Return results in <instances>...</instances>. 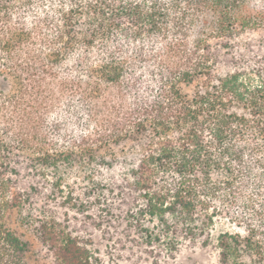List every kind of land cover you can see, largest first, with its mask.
<instances>
[{"label": "trees", "instance_id": "trees-1", "mask_svg": "<svg viewBox=\"0 0 264 264\" xmlns=\"http://www.w3.org/2000/svg\"><path fill=\"white\" fill-rule=\"evenodd\" d=\"M253 31L264 0H0V264H42L28 231L52 264H96L20 176L60 195L65 169L117 163L149 243L225 217L222 261L264 264V63L218 68Z\"/></svg>", "mask_w": 264, "mask_h": 264}, {"label": "rangeland", "instance_id": "rangeland-1", "mask_svg": "<svg viewBox=\"0 0 264 264\" xmlns=\"http://www.w3.org/2000/svg\"><path fill=\"white\" fill-rule=\"evenodd\" d=\"M254 63H264V34L259 31L235 38L232 48L220 56L218 68H251ZM130 166L117 163L65 169L64 192L60 195L53 194L48 178L29 169L22 170L20 186L29 199L28 210L35 216H47L78 237L91 250L96 264H226L217 238L223 231L239 229L225 217L216 220L209 238L207 234L184 232L180 227V243L175 249L162 242L147 241L140 226L156 222L140 223L133 215L141 199L131 187ZM27 237L33 243L35 256H45L42 264H52L34 231H28Z\"/></svg>", "mask_w": 264, "mask_h": 264}]
</instances>
